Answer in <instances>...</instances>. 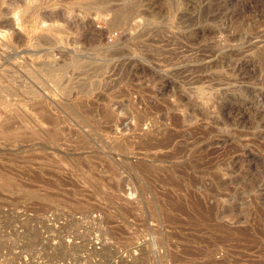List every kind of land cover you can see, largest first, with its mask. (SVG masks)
<instances>
[{"label":"rangeland","instance_id":"obj_1","mask_svg":"<svg viewBox=\"0 0 264 264\" xmlns=\"http://www.w3.org/2000/svg\"><path fill=\"white\" fill-rule=\"evenodd\" d=\"M0 12V264L264 262V0Z\"/></svg>","mask_w":264,"mask_h":264},{"label":"bare ground","instance_id":"obj_2","mask_svg":"<svg viewBox=\"0 0 264 264\" xmlns=\"http://www.w3.org/2000/svg\"><path fill=\"white\" fill-rule=\"evenodd\" d=\"M0 1H1V0H0ZM12 5H13V4H12ZM13 6H15V4H14ZM19 7H20V6L17 5L15 9H17V8H19ZM11 8H12V7H11ZM13 8H14V7H13ZM4 11H5V10H4ZM11 11H12V10H11ZM21 11H22V10H21ZM5 12H6V11H5ZM8 12H9V11H8ZM13 12H14V10H13ZM0 13H1V12H0ZM21 13H22V12H21ZM18 15H19V14H17V17H18ZM20 15H21V14H20ZM118 15H119V14H118ZM118 15H117V16H118ZM121 15H122V14H121ZM120 17H121V16H120ZM121 18H122V17H121ZM116 19H119V17H116ZM116 19L114 18V19H113L114 21L112 20V21L114 22L113 24H116V23H115V20H116ZM118 21H119V20H118ZM2 22H3V21H2ZM3 24H5V23H3ZM4 26H5V25H4ZM8 26H9V23H8ZM6 27H7V26H6ZM8 28H9V27H8ZM8 28H7V29H8ZM4 30H5V29H4ZM9 31H10V30H9ZM12 32H13V31H12ZM6 33H7V32H6ZM10 33H11V32H10ZM9 35H10V34H9ZM11 35H12V34H11ZM14 36H15V35H14ZM1 37H2V36H1ZM20 37H21V35H20ZM20 37H19V38H20ZM5 44H6V43H5ZM52 69H53V68H51V70H52ZM47 71H48V72H51V71H49V70H47ZM53 73H54V72H53ZM106 128H107V127H106ZM149 139H150V138H149ZM169 142H170V141H169ZM159 143H160V142H159ZM184 149H185V148H184ZM255 159H256V158H255ZM3 182H4L5 184H8V183H9V181H8L7 179H5ZM10 183H11V182H10ZM1 184H3V183H1ZM194 202H195V201H194ZM194 202H193V203H194ZM193 203L191 202V205H192ZM196 204H197V203H196ZM182 205L185 206L184 203H183ZM193 205H194V207H195V206H198V205H195V204H193ZM179 206H180V205H178V209H179ZM199 206H200V205H199ZM199 206H198V207H199ZM213 206H214V205H213ZM213 206L211 205L212 208H213ZM157 207H158V206H157ZM175 207H176V206H175ZM175 207H174V208H175ZM189 207H190V206H189ZM198 207H197V209H200V208H201V207H200V208H198ZM183 208H184V207H183ZM183 208H182V209H183ZM190 208H191V207H190ZM153 209L156 210L155 207H154ZM161 209H162V208H161ZM214 209H215V208H214ZM175 210H177V209H175ZM191 210H192V209H191ZM193 210H194V209H193ZM152 211H153V210H152ZM159 211H160V210H159ZM159 211H157V212H159ZM173 211H174V210H173ZM180 211H181V210H180ZM182 211H183V210H182ZM187 211H189V210H187ZM194 211H195V210H194ZM199 211H200V210H199ZM205 211H206V210L203 209V211L201 210L200 212H205ZM213 211H214V210H212V212L210 211L211 213L209 212V214H210V215L213 214ZM153 212H155V211H153ZM168 212H169V211H168ZM168 212H167V213H168ZM184 212H185V211H184ZM167 213H166V215H167ZM169 213H170V212H169ZM189 213H191V212L189 211ZM189 213H187V214L184 213V214L187 215V216H189V215H188ZM197 213H198V212H197ZM155 214H156V212L153 213V215L155 216V218H156L157 216H159V215H157V214L155 215ZM162 214H163V213H162ZM164 214H165V212H164ZM202 214H203V213H202ZM207 214H208V213H207ZM170 215L172 216V215H174V214H169V216H170ZM191 215H192V214H191ZM162 216H163V215H162ZM169 216H167V217H169ZM204 216H205V215H202L201 217L203 218ZM174 217H176V214H175V216H173V218H174ZM198 217H200L199 214H198ZM205 217H207V215H206ZM151 218H152V217H151ZM169 218H170V217H169ZM169 218H168V219H169ZM156 219H157V218H156ZM163 219H164V218H163ZM191 219H192V218H191ZM205 219H207V218H205ZM212 219L214 220V218H212ZM169 220H170V219H169ZM195 220L197 221L196 218H195ZM207 220H208V219H207ZM193 221H194V220H193ZM196 221H195V222H196ZM201 221H202V220H201ZM205 221H206V220H205ZM197 222H198V221H197ZM212 222H213V221H212ZM214 222H215V220H214ZM214 222H213V224H214ZM199 224H200V223H199ZM203 224H204V223H203ZM205 224H207V223H205ZM213 224H212V226H213ZM219 224H220V225H219ZM221 224H223V223H218V224L216 223V226H217V227L220 226L219 228L224 227V226H221ZM200 225L202 226V224H200ZM200 225H198V226H200ZM218 225H219V226H218ZM196 226H197V225H196ZM196 226H195V227H196ZM198 226H197V227H198ZM210 226H211V225H209V227H210ZM214 226H215V225H214ZM214 226H213V227H214ZM216 226H215V227H216ZM205 227H206V225H205ZM207 227H208V226H207ZM202 228H203V227H202ZM211 228H212V227H211ZM211 228H209V229H211ZM219 228H217V229H219ZM215 229H216V228H214V231H221V230H222V229H221V230H215ZM224 229H225V228H224ZM227 229H228V228L226 227V230H227ZM202 230H203V229H202ZM212 230H213V229H212ZM229 231H230V230L228 229V232H229ZM206 232H207V231H206ZM208 232H209V231H208ZM221 232H222V231H221ZM223 232H225V230H223ZM231 233H232V232H230V234H231ZM226 235H227V234H226ZM226 235H225V236H226ZM232 235H233V237H234V234H232ZM232 235H231V236H232ZM213 236H214V235H213ZM222 236H223V235H222ZM228 236H229V235H228ZM228 236H227V237H228ZM196 238H197V237H196ZM158 239H159V238H158ZM223 239H225V238H223ZM226 239H227V238H226ZM226 239H225V240H226ZM228 239H229V238H228ZM230 239H231V238H230ZM237 239H238V238H237ZM225 240H224V241H225ZM232 240H233V238H232ZM242 240H243V239H242ZM235 241L238 242V240H235ZM239 241L241 242V240H239ZM243 241H244V240H243ZM252 241H253V239H252ZM257 241H258V240H257ZM222 242H223V241H222ZM225 242H226V241H225ZM225 242H223V243H225ZM247 242H248V241H247ZM223 243H222V244H223ZM189 244H190V243H189ZM231 244L234 245L235 247L237 246V245H235L234 243H231ZM196 245H197V244H196ZM252 245H253V244H252ZM255 245H256V244H255ZM210 246H211V245H210ZM224 246H225V245H224ZM227 246H228V245H227ZM238 246H239V245H238ZM238 246H237V247H238ZM260 246H261V245H260ZM262 246H264V244H262ZM185 247H186V246H185ZM232 247H233V246H232ZM186 248H187V247H186ZM186 248H185V249H186ZM191 248H192V247H191ZM191 248H189V249H191ZM194 248H195V247H194ZM197 248H201V247H197ZM225 248H226V247H225ZM248 248H249V247H248ZM261 248H264V247H261ZM100 249H101V248H100ZM202 249H203V248H202ZM204 249L206 250V248H204ZM204 249H203V250H204ZM216 249H217V248H216ZM253 249H254V248H253ZM96 250H97V249H96ZM103 250H104V249H103ZM248 250H250V249H248ZM101 251H102V250H101ZM101 251H100V252H101ZM183 251H184V250H183ZM187 251H188V250H187ZM198 251H201V250L199 249ZM212 251H214V249H212ZM212 251H209L210 254H211V257L215 258L214 256H212V255H213V253H211ZM227 251H229V250L227 249ZM230 251H231V250H230ZM260 251H261V250H260ZM260 251H258V252H260ZM96 252H97V251H96ZM104 252H105V251H104ZM104 252H103V254H104ZM190 252H191V250H190ZM193 252H194V250H193ZM193 252H192V253H193ZM204 252H208V251L206 250V251H204ZM209 252H208V253H209ZM214 252H215V251H214ZM232 252H234V251H232ZM235 252H236V251H235ZM241 252H242V251H241ZM174 253H175V252H174ZM184 253H185V252H183V254H184ZM202 253H203V252L201 251V256H203ZM216 253H217V252H216ZM256 253H257V251H256ZM101 254H102V253H101ZM103 254H102V255H103ZM189 254H190V253H189ZM196 254H200V253H196ZM196 254H195V255H196ZM206 254H207V253H206ZM239 254H240V252H239ZM104 255H105V254H104ZM106 255H107V254H106ZM106 255H105V257H106ZM141 255H142V254H141ZM184 255H185V254H184ZM187 255H188V253H187ZM190 255H191V254H190ZM193 255H194V254H193ZM208 255H209V254H208ZM214 255H215V253H214ZM196 256H197V255H196ZM205 256H206V255H205ZM215 256H216V255H215ZM225 256H226V255H225ZM243 256H244V255H243ZM171 257H172V256H171ZM211 257L209 256V259L206 257V258H204V260H206V259H207V260H210ZM221 257H222V256H221ZM221 257H219V259L217 258V259L219 260V263H220L221 260H222V261L224 260L223 258H225V257H222V259H220ZM245 257H246V256H245ZM213 258H211L212 261L214 260ZM231 258H232V257H231ZM231 258H230V259H231ZM172 259H173V258H172ZM175 259H177V258H175ZM175 259H173V260H174V261H177V260H175ZM186 259H187V258H185V260H186ZM198 259H199V258H198ZM198 259H196V260L198 261ZM215 259H216V258H215ZM225 259H226V258H225ZM235 259H236V258H235ZM235 259H233V260H235ZM179 260H180V259H179ZM181 260H183V259L181 258ZM193 260L195 261V259H193ZM204 260H203V263H204ZM222 261H221V262H222ZM224 261H225V260H224ZM224 261H223V262H224ZM227 261H228V260H226L225 262H227ZM254 261H256L255 263H257V260H253L252 262H254ZM184 262H185V261H184ZM190 262H191V261H190ZM192 262H193V261H192ZM192 262H191V264H192ZM207 262H209V264H210V261H206L205 264H208ZM232 262H233V261H232ZM234 262H237V261H234ZM244 262H245V261H244ZM247 262H248V261H247ZM250 262H251V261H250ZM260 262H261V264L264 263V262H262L261 260L259 261V263H260ZM188 263H189V261H188ZM195 263H197V262H194V264H195ZM255 263H254V264H255ZM184 264H186V262H185ZM252 264H253V263H252Z\"/></svg>","mask_w":264,"mask_h":264}]
</instances>
